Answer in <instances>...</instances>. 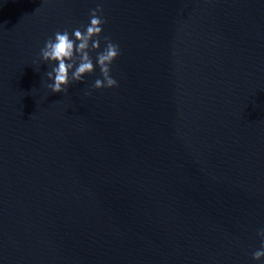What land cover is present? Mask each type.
<instances>
[{
  "label": "water",
  "instance_id": "1",
  "mask_svg": "<svg viewBox=\"0 0 264 264\" xmlns=\"http://www.w3.org/2000/svg\"><path fill=\"white\" fill-rule=\"evenodd\" d=\"M98 3L118 87L53 94ZM261 228L264 0H0V264H264Z\"/></svg>",
  "mask_w": 264,
  "mask_h": 264
},
{
  "label": "clouds",
  "instance_id": "2",
  "mask_svg": "<svg viewBox=\"0 0 264 264\" xmlns=\"http://www.w3.org/2000/svg\"><path fill=\"white\" fill-rule=\"evenodd\" d=\"M89 20L90 23L84 25L83 30L75 28L71 35L68 30L56 31L40 49L39 59L45 64L55 65L46 72L47 79L52 81L47 87L53 94L65 93L70 83L83 82L84 77L94 73L97 67L101 78L95 80V90L118 87V82L111 75V66L120 55L119 45L104 37V47L101 50L100 37L106 22L103 19L102 4L98 3L90 10ZM91 52L96 53L95 63ZM257 235L261 243L260 248L252 253L254 262L264 260V228Z\"/></svg>",
  "mask_w": 264,
  "mask_h": 264
}]
</instances>
